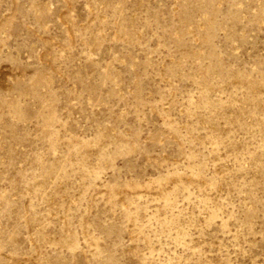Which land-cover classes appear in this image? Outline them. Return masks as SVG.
I'll return each instance as SVG.
<instances>
[{
    "label": "rangeland",
    "instance_id": "rangeland-1",
    "mask_svg": "<svg viewBox=\"0 0 264 264\" xmlns=\"http://www.w3.org/2000/svg\"><path fill=\"white\" fill-rule=\"evenodd\" d=\"M0 264H264V0H0Z\"/></svg>",
    "mask_w": 264,
    "mask_h": 264
}]
</instances>
